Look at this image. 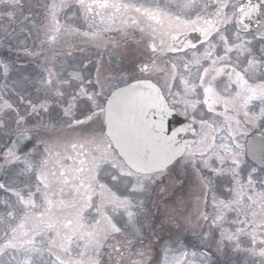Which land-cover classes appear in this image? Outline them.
Listing matches in <instances>:
<instances>
[{
	"label": "snow or ice",
	"instance_id": "snow-or-ice-1",
	"mask_svg": "<svg viewBox=\"0 0 264 264\" xmlns=\"http://www.w3.org/2000/svg\"><path fill=\"white\" fill-rule=\"evenodd\" d=\"M0 264H264V0H0Z\"/></svg>",
	"mask_w": 264,
	"mask_h": 264
}]
</instances>
